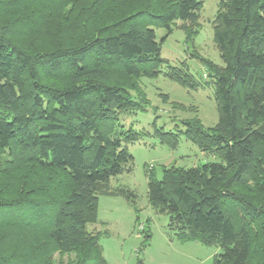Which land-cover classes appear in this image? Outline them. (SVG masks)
<instances>
[{
  "label": "trees",
  "instance_id": "16d2710c",
  "mask_svg": "<svg viewBox=\"0 0 264 264\" xmlns=\"http://www.w3.org/2000/svg\"><path fill=\"white\" fill-rule=\"evenodd\" d=\"M56 1L0 0L9 17L0 21V264H56V253L69 255L68 264H109L100 232L88 224L98 220L99 194L133 195L110 179L132 170L129 144L152 134L121 120L144 110L139 79L162 73L187 88L202 84L185 61L161 55L177 20L194 36L201 0H124L76 41L26 46L27 29ZM158 28L167 30L161 40ZM213 28L224 65L202 61L218 121L206 128L188 119L176 131L156 126L153 135L171 148L184 136L219 160L169 165L161 178L148 173V198L178 239L218 245L214 264H264V248H253L264 243V161L256 151L264 145V0H219ZM247 179L260 204L234 189Z\"/></svg>",
  "mask_w": 264,
  "mask_h": 264
},
{
  "label": "rangeland",
  "instance_id": "374dc122",
  "mask_svg": "<svg viewBox=\"0 0 264 264\" xmlns=\"http://www.w3.org/2000/svg\"><path fill=\"white\" fill-rule=\"evenodd\" d=\"M59 1L51 2L54 5L48 3L51 8L46 11L42 8L41 16L32 25L34 28L22 27V34L26 29L32 33L26 46L37 47L61 40L63 43L76 41L78 36H82L83 27L91 28L105 23L114 13H119L117 6L124 0H106L103 4L98 0H81L72 7ZM201 1L198 29L193 33L194 36L188 39L184 30L188 24L177 20L172 24V32L162 43L161 55L172 64L179 65L185 61L190 72L202 84L197 88H187L162 73L152 78L143 76L137 87L139 97L144 101V110L124 113L121 117L127 127L152 134H145L140 142L129 144L134 156L132 170L110 179L111 187H123L133 195L127 198L123 195L99 194L98 220L88 224V229L100 232V242L109 264H214L215 256L222 250L218 245L178 239L169 229V216L152 206L148 198V173L161 178L164 167L169 165L192 167L219 160L217 154L203 151L184 136L177 148H171L153 135L156 126L176 131L184 128V121L188 119L199 120L206 128L213 127L218 121L213 81L202 60L204 58L215 67L224 65L214 42L213 20L219 0ZM7 14V10H0V21L8 20ZM21 25L27 26V23ZM156 33L157 39L161 40L167 30L158 28ZM16 37L23 41L19 34ZM256 151L263 162L264 145L257 144ZM6 180H9L8 177ZM234 189L251 202L260 204L263 201L262 196L253 192L256 187L252 179H247L246 183ZM240 214L242 211L237 212L238 218ZM252 229L256 236L261 235V221L253 225ZM253 248H264V243L257 239L253 242ZM54 259L56 264H68L71 257L56 253Z\"/></svg>",
  "mask_w": 264,
  "mask_h": 264
}]
</instances>
